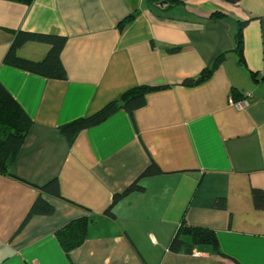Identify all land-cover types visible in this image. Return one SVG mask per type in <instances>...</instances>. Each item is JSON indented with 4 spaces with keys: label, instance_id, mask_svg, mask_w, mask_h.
Returning a JSON list of instances; mask_svg holds the SVG:
<instances>
[{
    "label": "crops",
    "instance_id": "obj_1",
    "mask_svg": "<svg viewBox=\"0 0 264 264\" xmlns=\"http://www.w3.org/2000/svg\"><path fill=\"white\" fill-rule=\"evenodd\" d=\"M177 1L0 0V83L32 121L0 173V264H264V208L252 198L264 190V0ZM16 31L65 37L66 77L4 64ZM47 49L28 42L18 54L39 60ZM221 54L208 79L182 84ZM138 85L154 89L132 116L119 109L70 140L59 131ZM151 162L160 172L106 216L112 195ZM51 179L61 197L42 196L53 211L20 227ZM79 217L90 220L87 235L66 256L55 232ZM182 220L212 229L221 254L169 251Z\"/></svg>",
    "mask_w": 264,
    "mask_h": 264
},
{
    "label": "trees",
    "instance_id": "obj_2",
    "mask_svg": "<svg viewBox=\"0 0 264 264\" xmlns=\"http://www.w3.org/2000/svg\"><path fill=\"white\" fill-rule=\"evenodd\" d=\"M30 4L32 0H9ZM149 2L158 1L164 2L168 7H172L179 3L177 0H148ZM224 2L234 4L239 0H222ZM135 14L125 17L119 23L121 30L124 25L133 18ZM244 22L240 23L235 33V50L239 55L242 53V34L241 29ZM28 42H36L48 45V49L39 60H32L22 57L18 54V50ZM65 44V37L58 35H49L42 33H33L26 31H16L8 49L3 56V63L24 71L43 76L45 78L63 79L66 77L65 69L61 63L60 54ZM178 47L168 49V52L173 53L178 51ZM224 55H219L213 64L205 67L197 77L193 79L183 80V85H194L209 78L211 73L223 61ZM153 87L146 85H138L125 91L119 99L113 100L105 104L101 109L90 115L80 117L59 127V131L69 140L80 130L94 126L115 111L124 109L132 116L134 110L143 106L146 101V94L153 90ZM233 96L237 98L235 91ZM243 96L240 98L242 99ZM32 121L27 114L22 110L19 104L11 96V94L0 83V173H7L9 166L19 152L24 138L31 127ZM159 168L155 163L151 162L127 188L120 193L112 195L110 204L104 211L108 217H113L112 207L121 198L133 191H139L142 186L138 184V180L145 176H150L159 173ZM39 194L31 204L20 227L32 216L50 214L53 211V206L42 196V194L61 197L59 184L57 179H51L39 188ZM252 198L255 207L264 208V190L252 189ZM216 206H222L223 200L215 201ZM90 220L87 217H79L69 221L67 224L59 228L55 232V237L59 246L66 256L69 252L80 246L86 238ZM208 246L217 254H221L215 233L212 229L191 226L181 221L175 234L169 241L168 250L173 253L190 254L193 249L199 246Z\"/></svg>",
    "mask_w": 264,
    "mask_h": 264
},
{
    "label": "built area",
    "instance_id": "obj_3",
    "mask_svg": "<svg viewBox=\"0 0 264 264\" xmlns=\"http://www.w3.org/2000/svg\"><path fill=\"white\" fill-rule=\"evenodd\" d=\"M247 96L249 95H245L241 100L234 102L236 104V106L238 107H243L247 104Z\"/></svg>",
    "mask_w": 264,
    "mask_h": 264
}]
</instances>
